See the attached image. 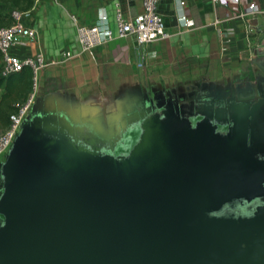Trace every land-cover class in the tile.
<instances>
[{"label":"water","instance_id":"1","mask_svg":"<svg viewBox=\"0 0 264 264\" xmlns=\"http://www.w3.org/2000/svg\"><path fill=\"white\" fill-rule=\"evenodd\" d=\"M137 99L105 129L96 109L32 103L0 161V264H264L256 106Z\"/></svg>","mask_w":264,"mask_h":264},{"label":"crops","instance_id":"2","mask_svg":"<svg viewBox=\"0 0 264 264\" xmlns=\"http://www.w3.org/2000/svg\"><path fill=\"white\" fill-rule=\"evenodd\" d=\"M112 1L33 0L31 7L28 8L31 9V19L27 25L35 31V37L15 35L16 43L12 46L11 52L20 56L39 52L46 60L57 59L62 50L77 52L76 25L91 23L99 7L103 6L110 11ZM115 1L125 16H132L140 9L136 0ZM183 2L179 9L175 0L158 1L157 10L168 37L140 47L132 38L113 40L72 57L66 61L67 64L77 70L82 64L88 66L94 61L108 60L112 55L115 57L122 55L120 61L130 71V74L125 76H134V71H139L141 76L154 86L181 85L201 79L204 80L202 85L211 89L229 85L230 81L240 76L248 60L255 56V39L259 36L255 33L264 30V19L260 16H244L223 21L215 26L212 24L215 16L224 17L228 12L237 13L240 6L216 8L210 0ZM180 12L194 21L192 27L177 26L176 16ZM48 66L57 67L58 70L63 67L60 64ZM65 84L62 88L56 89H60L65 95H69L72 89L77 90L70 87L72 84L70 81ZM71 96L78 98L79 94ZM63 105L74 107L64 103ZM94 116L96 117L95 114Z\"/></svg>","mask_w":264,"mask_h":264},{"label":"built area","instance_id":"3","mask_svg":"<svg viewBox=\"0 0 264 264\" xmlns=\"http://www.w3.org/2000/svg\"><path fill=\"white\" fill-rule=\"evenodd\" d=\"M136 1L140 9L132 16H125L115 0L111 2L110 11L103 6L97 8L94 20L91 23L76 25L77 52L73 53L69 49L62 50L57 59L52 60H46L39 52L24 54L23 56L11 52L12 46L16 43L14 40L15 35L34 38L35 31L27 25V22L31 19V9L9 10L8 14L11 22L7 26L0 27V76L4 77L9 73L27 67L31 72V78L35 81L37 74L46 66L64 64L72 57L86 53L113 40L132 38L135 44L140 47L168 37L169 35L164 30L157 10L159 0ZM210 2L216 8H226L229 5L240 6L237 13L228 12L224 17L215 16L212 20V24L215 26L237 17L260 16L264 19V0H210ZM175 3L177 8L181 9L184 2L183 0H175ZM71 18L73 17L71 16ZM176 23L181 28H190L194 25V21L186 18L182 12L177 14ZM32 100V96L27 97L18 106L17 110L9 116L7 126L0 131V161L27 116Z\"/></svg>","mask_w":264,"mask_h":264},{"label":"rangeland","instance_id":"4","mask_svg":"<svg viewBox=\"0 0 264 264\" xmlns=\"http://www.w3.org/2000/svg\"><path fill=\"white\" fill-rule=\"evenodd\" d=\"M122 58V55L118 57L112 55L108 60L94 61L88 66L82 64L77 70L71 68L67 62L60 64L63 65L60 70L54 66H46L37 74L35 81L32 79L28 97H33L32 103L37 107L42 106L44 101L51 100L77 108L96 109L97 120L105 123L104 112L114 109L115 105L119 106V103L126 101L130 96L134 99L145 80L139 71H134V76H125L129 75L130 71L121 63ZM100 69L103 70L99 72ZM67 81L72 83L70 87L77 89L70 90L69 95L56 89L65 86ZM77 94H79L78 98L71 96Z\"/></svg>","mask_w":264,"mask_h":264},{"label":"flooded vegetation","instance_id":"5","mask_svg":"<svg viewBox=\"0 0 264 264\" xmlns=\"http://www.w3.org/2000/svg\"><path fill=\"white\" fill-rule=\"evenodd\" d=\"M252 58L248 60V63L240 72V76L230 81L229 85L225 84L219 89H211L202 85L204 83L202 79L194 83L187 82L181 85L159 84L158 86H154L145 79L141 84L139 94L135 97L138 99L132 110H142L147 106L168 103L187 108L208 104L224 108L235 102L236 96L239 95L242 98L241 102L247 103L249 106H256V120L264 122V74L250 62ZM240 84L248 85L240 87ZM134 99L130 96L126 101L123 100L119 103V106L126 108L129 100ZM119 106L115 105L114 109H108V112H104L103 120L105 117L115 114L119 110ZM30 114L29 110L27 116ZM101 124L105 129L106 122Z\"/></svg>","mask_w":264,"mask_h":264},{"label":"trees","instance_id":"6","mask_svg":"<svg viewBox=\"0 0 264 264\" xmlns=\"http://www.w3.org/2000/svg\"><path fill=\"white\" fill-rule=\"evenodd\" d=\"M33 0H0V27L10 23L8 10H26L31 7ZM32 75L27 67L0 76V131L8 122L9 116L21 105L31 90Z\"/></svg>","mask_w":264,"mask_h":264}]
</instances>
